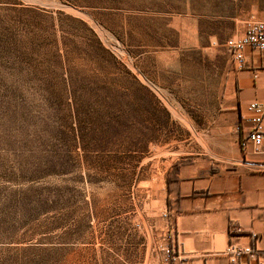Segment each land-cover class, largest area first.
Masks as SVG:
<instances>
[{"label":"rangeland","instance_id":"1","mask_svg":"<svg viewBox=\"0 0 264 264\" xmlns=\"http://www.w3.org/2000/svg\"><path fill=\"white\" fill-rule=\"evenodd\" d=\"M261 21L264 0H0V264H165L179 168L227 147L223 43Z\"/></svg>","mask_w":264,"mask_h":264},{"label":"crops","instance_id":"2","mask_svg":"<svg viewBox=\"0 0 264 264\" xmlns=\"http://www.w3.org/2000/svg\"><path fill=\"white\" fill-rule=\"evenodd\" d=\"M252 102L264 105V53H246L244 69L233 76L222 98L223 162L198 159L178 170L166 209L176 255L167 264H229L223 254L228 246H261L251 235L264 237V116L262 150L239 149L250 129L247 108ZM236 264L257 263L243 257Z\"/></svg>","mask_w":264,"mask_h":264},{"label":"built area","instance_id":"3","mask_svg":"<svg viewBox=\"0 0 264 264\" xmlns=\"http://www.w3.org/2000/svg\"><path fill=\"white\" fill-rule=\"evenodd\" d=\"M223 48L236 71L243 70L247 52L264 53V21L247 25L240 36L225 40ZM247 110L251 113L249 118L250 129L239 141V149L245 151L250 148L253 153H259L262 150L263 141L260 123L264 116V105L259 102H252L248 105ZM251 239L260 242L261 246L254 245L240 248L230 245L226 248L223 254L227 257L229 264H236L243 257L247 260H253L257 264H264V237L252 234ZM175 250L173 238L169 243L162 246V257L166 264L175 257Z\"/></svg>","mask_w":264,"mask_h":264}]
</instances>
